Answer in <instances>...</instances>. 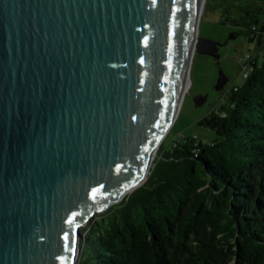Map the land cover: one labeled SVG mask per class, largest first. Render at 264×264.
<instances>
[{"label":"water","instance_id":"95a60500","mask_svg":"<svg viewBox=\"0 0 264 264\" xmlns=\"http://www.w3.org/2000/svg\"><path fill=\"white\" fill-rule=\"evenodd\" d=\"M199 4L0 0V264H75L80 228L144 184Z\"/></svg>","mask_w":264,"mask_h":264},{"label":"trees","instance_id":"16d2710c","mask_svg":"<svg viewBox=\"0 0 264 264\" xmlns=\"http://www.w3.org/2000/svg\"><path fill=\"white\" fill-rule=\"evenodd\" d=\"M258 3L240 9L237 23L249 41L257 37L247 78L197 123L215 138L183 139L170 151L166 138L144 184L80 228L75 264H264V0Z\"/></svg>","mask_w":264,"mask_h":264},{"label":"rangeland","instance_id":"374dc122","mask_svg":"<svg viewBox=\"0 0 264 264\" xmlns=\"http://www.w3.org/2000/svg\"><path fill=\"white\" fill-rule=\"evenodd\" d=\"M249 5H259L258 0H204L197 22L198 38L216 42L229 41V44L220 49L218 60L194 51L188 67L189 88L182 98L169 136L167 133L160 144L161 146L167 138L164 150L170 151L176 142L187 138L201 142H209L215 138L212 132L198 126L197 123L210 113L217 112L223 102L224 92L242 82L239 70L248 63V58L240 57L242 55L246 57V53L253 55V52L249 51L250 43L246 30L235 24L242 13L240 9ZM232 34H236L235 37H232ZM220 70L227 78L223 91L216 90ZM203 96H206V101L198 106L197 99ZM157 160L158 152L151 168Z\"/></svg>","mask_w":264,"mask_h":264},{"label":"bare ground","instance_id":"6f19581e","mask_svg":"<svg viewBox=\"0 0 264 264\" xmlns=\"http://www.w3.org/2000/svg\"><path fill=\"white\" fill-rule=\"evenodd\" d=\"M203 3H204V0H200V4L198 6V10H197V14H196V20H195L194 27H193L192 39H191V43H190L189 50H188L187 63H186L185 72L183 74L180 94H179V98H178V101H177L176 110L174 112V119H175V117H176V115H177V113L179 111L182 98L184 97L185 93L188 91V88H189L188 67H189L190 59H191V57L193 55V51L195 49V41L197 39V22H198V18H199L200 14H201V11H202ZM166 135H167V133L163 136L161 142L163 141V139L165 138ZM161 142L159 143V146H160ZM159 146H158V148H159ZM157 149H155L153 151L152 155H151V158H150V161H149V165H148V169L151 167V165L153 163L154 157L156 156V153H157ZM127 193L128 192H126L121 198H123ZM77 253H76V256L78 255Z\"/></svg>","mask_w":264,"mask_h":264},{"label":"built area","instance_id":"2783aa9c","mask_svg":"<svg viewBox=\"0 0 264 264\" xmlns=\"http://www.w3.org/2000/svg\"><path fill=\"white\" fill-rule=\"evenodd\" d=\"M254 47H255V44H252L251 49H254ZM240 58H248V63H246V65H243L239 70V74L241 75L242 80H244L247 78L248 70H249V64L253 60V57L249 53H246V57L244 55H242Z\"/></svg>","mask_w":264,"mask_h":264},{"label":"flooded vegetation","instance_id":"af4514ba","mask_svg":"<svg viewBox=\"0 0 264 264\" xmlns=\"http://www.w3.org/2000/svg\"><path fill=\"white\" fill-rule=\"evenodd\" d=\"M236 26H242L241 24L240 25H238V24H235ZM245 30H246V28L244 27V26H242ZM245 33H246V31H245ZM235 35L236 34H232V37H235ZM249 39V38H248ZM252 39V38H251ZM256 39H257V37L255 36V37H253V40H252V42L251 41H249V43H250V49H249V51H251V52H253V55L252 54H250V55H252V57H254V55H256V51H257V41H256ZM221 45L222 44H225L224 46H227L228 44H229V41H225V42H220V41H218ZM252 44H255V47H254V49H251V45ZM223 47V46H222ZM222 47H220L219 48V50H218V54L220 53V49L222 48ZM220 55V54H219ZM221 91H223V89L221 90ZM226 92V91H225ZM225 92H224V94H225Z\"/></svg>","mask_w":264,"mask_h":264}]
</instances>
